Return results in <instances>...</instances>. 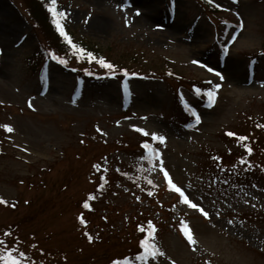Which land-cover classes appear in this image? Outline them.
Wrapping results in <instances>:
<instances>
[{"label": "rangeland", "instance_id": "obj_1", "mask_svg": "<svg viewBox=\"0 0 264 264\" xmlns=\"http://www.w3.org/2000/svg\"><path fill=\"white\" fill-rule=\"evenodd\" d=\"M57 1L76 38L153 74L127 78L126 108L119 80L87 79L74 99L75 73L52 62L43 90L41 77L26 64L45 41L28 18L29 0H0V27L5 14L13 24L10 32L0 30V123L13 129H4L1 142L0 198L7 204L0 203V248L21 238L18 246L27 245L22 252L30 264H105L117 252L128 256L119 264H264V174L233 175L219 161L242 148L229 132L242 133L253 151L264 148V0H127L125 7H117L125 0ZM168 66L187 80L211 82L198 89L220 84L214 104L185 87L178 97L176 82L164 78ZM184 101L199 113V124ZM139 129L149 135L143 138ZM152 133L165 141L152 140ZM142 139L159 150L163 169L207 218L170 190L160 160L141 159ZM113 146L118 150L111 163L125 173L114 192L100 194L95 183L101 174L92 159ZM89 200L98 210L93 223L107 215L99 229L111 243L83 236L78 215L91 217L80 206ZM182 221L195 244L180 230ZM135 222L154 230L147 243L163 256L131 258ZM8 226L19 236L3 238Z\"/></svg>", "mask_w": 264, "mask_h": 264}, {"label": "trees", "instance_id": "obj_2", "mask_svg": "<svg viewBox=\"0 0 264 264\" xmlns=\"http://www.w3.org/2000/svg\"><path fill=\"white\" fill-rule=\"evenodd\" d=\"M29 9H30L29 13L31 14L33 20H35V22L41 26V29L43 30V34L45 37V42L43 44H40L41 46L36 49V51L34 52V55L31 57H28L27 59L29 64L32 67H34L35 69H40L43 66V63L47 59L53 58V54H54L55 56L62 55L67 60L73 61L77 64H83L82 66H80V68L79 67L77 68L79 74L82 73V70H84L85 66L98 65L99 69L97 73L95 74V76H99V78H101L102 75H105L107 73H113L114 75H117V76L120 75L118 70H120L124 66L123 64L118 63L116 61H112L108 58L102 57L99 50L97 48H94L93 45L91 46L90 44L80 43L78 41H75L71 37L73 44H75L79 48L85 49L87 53L93 54V56H95L96 59L90 60L87 58L86 55H82L78 57L74 53V50L72 49V47L67 43L65 37L60 34L59 30L56 27V24L52 22L51 14L47 10V8L39 0H29ZM100 58H103V60H105L108 63H111L115 67L110 70V69H107L101 66V64L99 63ZM84 71H89V70L86 69ZM165 71H166V74H165L166 77L164 78L172 79L178 84L187 83V79L183 78L181 75L172 74L170 73L171 71H169L167 68L165 69ZM258 145H259V142H258ZM261 151H262V148L258 147V149H256L255 151H252L249 154L239 153V152L234 153V155L233 153L228 154L229 163L227 164L230 165V167L227 169V171L232 170L231 173H236L237 175V173H241L245 171L251 172V170L252 171L260 170L264 174V158H263L264 151H262V153ZM253 153L254 155L257 153L259 157L257 159L258 161L257 160L255 161L249 158ZM260 153L262 156V160H260ZM241 158L244 159L245 163L242 164L240 162ZM110 174L106 176V178H108V182L105 183L104 186L111 185V187L113 186V188H115L114 181H112ZM114 174L117 175L118 172L114 171ZM102 189L104 188L102 187ZM110 192H113L111 188H110ZM98 219L101 220L102 217L101 219L100 217H98ZM107 240L111 243V240H109V238H107Z\"/></svg>", "mask_w": 264, "mask_h": 264}, {"label": "snow or ice", "instance_id": "obj_3", "mask_svg": "<svg viewBox=\"0 0 264 264\" xmlns=\"http://www.w3.org/2000/svg\"><path fill=\"white\" fill-rule=\"evenodd\" d=\"M211 2V0H210ZM127 3V0H125V3H122L121 5H117V7H125ZM51 4L52 7L49 8V11L52 12V15L55 19V24L57 29L59 30L60 34L62 36L65 37L67 43L72 47V49L74 50V53L79 57L82 55H86L88 59L92 60V59H96L95 56H93V54L91 53H87L85 49L83 48H79L77 47L75 44H73L71 37L68 36V34L65 32L62 24H61V19H63L66 16V13L64 12H58L55 5H56V0H51ZM137 15L139 14L138 10H137ZM127 22V21H126ZM234 39V37H233ZM53 58L56 59L57 57L53 54ZM60 63H65V60L60 59ZM99 63L101 64V66L107 68V69H113L115 66L112 65L111 63L106 62L105 60H103V58L99 59ZM194 63H198L196 61H194ZM209 71H213L212 69H208ZM128 73L125 72V75H127ZM217 75H219V73H217ZM221 79H223V77L221 76ZM211 83V82H209ZM221 85L220 84H216L214 87L206 89V90H201V89H196L197 94H203L207 97L208 100V104L211 107L214 102H215V91L216 89H218ZM125 88H127V85H125ZM31 106V104L29 105ZM189 111L191 112L192 116L194 117L195 123L199 124L201 121V117L199 115L198 112L195 111V109L193 108H189ZM189 127H192L193 125H188ZM8 132H12L13 129L11 126L9 125H4L3 126ZM139 131H141L145 136H148L149 133L146 132L143 129H139ZM229 136H233L236 135L235 133H227ZM151 138L154 141H159L161 143H163L165 141V137L163 136H159L156 133H152L151 134ZM247 137H243L240 136L238 137L239 141H244L246 140ZM142 148L146 150V154L144 156L141 157V159H145L147 160L149 163H154V161L156 160H160V170L163 171V175L165 177V179L167 180V183L169 185L170 190L174 191L175 193H177L179 195L180 198V202L183 204L188 205L190 208L193 209H198V211L200 213H202L206 218L208 217V212H206L202 207H200L198 204L194 203L191 199H189L188 195L186 194L185 190L183 188H181L180 186H177L171 179V177L169 176L168 172L166 170L163 169V162L160 159V152L157 148L153 147L152 144H150L149 142L145 141L142 143ZM247 151L250 153L251 152V148H247ZM242 164L245 163L244 159L241 158L240 161ZM149 183H152L151 180H149ZM149 195H151V192L149 193ZM0 203L3 204H7V201L3 200L2 198H0ZM84 207H88V204L85 203ZM229 223H232V221H229ZM180 230L182 231L183 235L185 236V238L187 239V241L190 244H195L196 241L193 237L191 228L185 223V222H181L180 224ZM5 236H10L11 233L10 232H5L4 233ZM89 239H91V237H89ZM5 241L0 239V245H4ZM141 244L144 246V253L143 255H141L139 257V259L141 260H147L149 257H151L152 259H156L158 256H163L164 253L161 252L159 250V248H157L155 246V244H149V243H145L144 241H141ZM18 251V249H12V248H8V247H4V248H0V262H2V264H27V255L20 251L18 255H15L14 253H16ZM114 264H119V262H114ZM124 264H130V262L125 261ZM173 264H175V262H173Z\"/></svg>", "mask_w": 264, "mask_h": 264}, {"label": "bare ground", "instance_id": "obj_4", "mask_svg": "<svg viewBox=\"0 0 264 264\" xmlns=\"http://www.w3.org/2000/svg\"><path fill=\"white\" fill-rule=\"evenodd\" d=\"M6 16H7V14H5V17L3 18L4 20H2V24H1V27H0V30L2 31V32H10V30H11V26L13 25L11 22V20L9 19V18H6ZM7 19H9V20H7ZM99 22H101V21H99ZM14 25H17V24H14Z\"/></svg>", "mask_w": 264, "mask_h": 264}]
</instances>
